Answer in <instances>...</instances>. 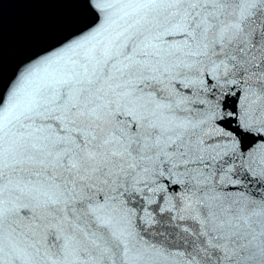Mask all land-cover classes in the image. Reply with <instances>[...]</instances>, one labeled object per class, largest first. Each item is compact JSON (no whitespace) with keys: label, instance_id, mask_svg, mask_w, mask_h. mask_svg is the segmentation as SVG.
I'll return each instance as SVG.
<instances>
[{"label":"snow or ice","instance_id":"snow-or-ice-1","mask_svg":"<svg viewBox=\"0 0 264 264\" xmlns=\"http://www.w3.org/2000/svg\"><path fill=\"white\" fill-rule=\"evenodd\" d=\"M53 2L7 80L0 29V264H264V0Z\"/></svg>","mask_w":264,"mask_h":264},{"label":"water","instance_id":"water-1","mask_svg":"<svg viewBox=\"0 0 264 264\" xmlns=\"http://www.w3.org/2000/svg\"><path fill=\"white\" fill-rule=\"evenodd\" d=\"M71 12L53 0H6L0 10L5 80L20 58L59 34Z\"/></svg>","mask_w":264,"mask_h":264}]
</instances>
